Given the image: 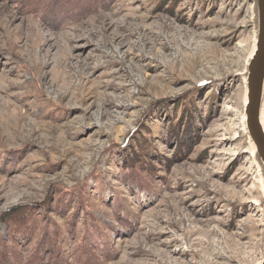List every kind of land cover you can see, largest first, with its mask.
I'll list each match as a JSON object with an SVG mask.
<instances>
[{
    "label": "rangeland",
    "instance_id": "obj_1",
    "mask_svg": "<svg viewBox=\"0 0 264 264\" xmlns=\"http://www.w3.org/2000/svg\"><path fill=\"white\" fill-rule=\"evenodd\" d=\"M250 6L0 0V216L45 203L40 223L61 231L53 250L73 264L88 241L110 251L89 264H255L264 195L237 74ZM186 101L188 147L167 132ZM129 143L148 147L151 177L124 162ZM51 253L38 264H54Z\"/></svg>",
    "mask_w": 264,
    "mask_h": 264
},
{
    "label": "trees",
    "instance_id": "obj_2",
    "mask_svg": "<svg viewBox=\"0 0 264 264\" xmlns=\"http://www.w3.org/2000/svg\"><path fill=\"white\" fill-rule=\"evenodd\" d=\"M17 1L20 4L23 3L27 8H33L35 3L38 2V0ZM186 102L187 105L185 104ZM186 102L183 103L181 116L175 121V123L170 120L167 132L168 136H175L176 139H179L180 143H185V145H187L186 147H188L194 137L190 132L193 129L192 115L190 114V111L188 112V110L184 108L189 107L191 101ZM135 135L136 137L143 136V134L140 135V133H136ZM141 142L142 141H140V143ZM138 143L139 140L136 139V144L138 145ZM126 146L128 151L124 152V162L130 165H136L135 168L138 169V171H141L145 176L151 177L150 174L155 171L154 167L156 166L151 159H147L149 154L148 147L142 149L130 143L125 145V147ZM146 160L149 161L146 162ZM22 205L23 204L21 203H16L4 211L0 216V221L6 225V232L0 237V264H38L42 258L47 257L52 251L50 261H54V264H66L67 262L73 264V262L69 261L64 254L62 255L59 252L58 246L56 252L53 250L54 247L56 248V239L57 243L61 239L65 240L61 231L58 232L60 237H55L57 231L56 228H53L52 230L45 220H41L42 223H40L41 213L39 212V208L46 206V204L43 202H34L28 203L27 205L24 204L25 206ZM30 236H39L40 240L32 249L23 252V250H21L22 242L24 243V241ZM90 243L91 241L86 243L87 246L85 250L82 249L83 253L79 251L74 254L75 257L79 259L80 264H89L91 261L94 262L95 257L98 254L107 255L110 253L108 249L102 250L103 248L101 247L104 245L98 246L97 248L93 246L88 247V244ZM45 253H47V255Z\"/></svg>",
    "mask_w": 264,
    "mask_h": 264
},
{
    "label": "water",
    "instance_id": "obj_3",
    "mask_svg": "<svg viewBox=\"0 0 264 264\" xmlns=\"http://www.w3.org/2000/svg\"><path fill=\"white\" fill-rule=\"evenodd\" d=\"M250 20L253 24L252 41L243 69L237 73L244 84L240 122L247 135L264 195V0H251ZM255 264H264V256Z\"/></svg>",
    "mask_w": 264,
    "mask_h": 264
},
{
    "label": "bare ground",
    "instance_id": "obj_4",
    "mask_svg": "<svg viewBox=\"0 0 264 264\" xmlns=\"http://www.w3.org/2000/svg\"><path fill=\"white\" fill-rule=\"evenodd\" d=\"M241 124V123H240Z\"/></svg>",
    "mask_w": 264,
    "mask_h": 264
}]
</instances>
